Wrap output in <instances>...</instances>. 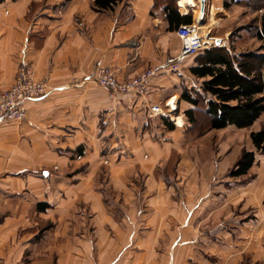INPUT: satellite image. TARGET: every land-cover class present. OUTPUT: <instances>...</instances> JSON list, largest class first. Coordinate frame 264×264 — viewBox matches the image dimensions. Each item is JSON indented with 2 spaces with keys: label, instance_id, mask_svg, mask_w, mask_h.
Instances as JSON below:
<instances>
[{
  "label": "crops",
  "instance_id": "0c3cea01",
  "mask_svg": "<svg viewBox=\"0 0 264 264\" xmlns=\"http://www.w3.org/2000/svg\"><path fill=\"white\" fill-rule=\"evenodd\" d=\"M178 1H174L177 13L190 14L194 20L199 14L198 0L185 6ZM90 2H0V88L12 83L20 63L29 64L32 75L47 84L44 95L24 102L23 120H0V213H5L0 221V264H235L240 252L250 249L254 258L264 262L259 249L261 219L255 218L257 222L247 235L240 227L233 245L226 233L218 236L221 255L213 263L203 259L201 251L207 248L212 254L219 245H213L209 235L192 231L189 220L193 210L197 212L203 201L210 200L211 193L221 196V206L228 203L231 192L241 208L261 209L264 153L254 155L255 176L230 191L216 183L232 163L230 153H226L230 143L227 138L217 140L218 158L212 162L209 159L199 172L183 148L213 132L242 130L227 125L185 134L188 123L182 113L193 106L180 98L183 89L201 91L205 78L194 76L189 68L198 63L196 58L204 49L218 46L231 55L242 52L240 30L232 28L228 33L224 27L233 20L229 8L236 2L205 0L199 19L207 20L209 38H219L220 42L192 58L183 57L176 69L166 61L179 53L180 39L175 30L186 21L167 18L160 5L153 6V0H126L104 12L93 11ZM261 45L263 42L258 47ZM96 65L109 67L117 79H126L147 67L156 69L144 95L109 96L106 89L92 82ZM169 98L175 99L171 114L178 116L172 129H167V119L148 109L152 105L164 109ZM259 117L251 129L258 128ZM249 141L247 136L245 145ZM171 150L179 154L172 178L179 193L177 199L172 198L174 187L153 175L154 167L164 162ZM102 164L107 165L114 193L120 195H114L111 203L105 201L95 179ZM135 169L145 176L142 189L137 191L127 184L128 172ZM118 177L121 184L116 181ZM201 191L205 195L201 196ZM37 202L48 206L37 212ZM167 206L177 208L172 213H179L178 208L185 213L183 216L180 212L179 228H185L179 232L160 231ZM71 208L75 210L69 214ZM205 208L214 212L211 205ZM86 209L93 216L92 228L97 232L92 239L80 227ZM38 216L51 222L52 229L36 241L34 219ZM223 220L228 223L229 217ZM150 227L154 231L150 232ZM106 235L111 248L101 249ZM42 239L46 243L38 250ZM27 252L28 260L24 261Z\"/></svg>",
  "mask_w": 264,
  "mask_h": 264
},
{
  "label": "trees",
  "instance_id": "16d2710c",
  "mask_svg": "<svg viewBox=\"0 0 264 264\" xmlns=\"http://www.w3.org/2000/svg\"><path fill=\"white\" fill-rule=\"evenodd\" d=\"M174 1L153 0V6L160 5L167 18L171 17L175 20L181 18L186 23L190 22V14L181 16L177 13ZM244 1L248 2V0ZM249 2L251 9L260 12L251 23L245 24L241 29L261 40L263 45L257 49H264V0H249ZM119 3L125 4L126 0H91L89 6L93 11L104 12L112 10ZM196 59L198 63L190 67L189 71L194 76L205 79L201 81L200 92L183 89L180 93V98L193 106L182 113L188 123L184 130L185 134H200L207 129H220L227 125H232L235 129L250 128L264 111V69L262 68L264 53L245 51L231 55L223 47L212 46L204 49ZM205 97L208 98L205 100ZM173 127L171 123L167 125V129ZM248 137L249 144L241 147L233 164L226 171L229 178L243 182L252 175L250 170L253 166L254 152L264 153V127L250 129ZM77 152L79 153L80 149L77 148ZM176 156V152L171 150L165 165L154 167V177L162 178L169 184V178L174 174ZM100 168L104 169V166L101 165ZM100 189L102 191V188ZM103 196L106 202L111 203L104 193ZM47 206L45 202H37L34 209L40 212ZM4 215L5 213H0V221ZM36 220L38 231L35 239L38 241L43 236L40 231L51 230L52 223L41 217H37Z\"/></svg>",
  "mask_w": 264,
  "mask_h": 264
},
{
  "label": "rangeland",
  "instance_id": "374dc122",
  "mask_svg": "<svg viewBox=\"0 0 264 264\" xmlns=\"http://www.w3.org/2000/svg\"><path fill=\"white\" fill-rule=\"evenodd\" d=\"M229 13L232 14L233 20L226 22L224 25V27L228 28V33L230 32V30L232 28L233 29L235 28V30H240L245 24L251 23V20L255 19L259 12L258 11L255 12L253 9H251L249 0H248V2L244 1V0H239L236 3H232V6L229 8ZM195 14H197V13H194V15ZM235 16H237L236 19H235ZM219 17H221V16H219ZM207 24H208L207 20L204 19L203 17H201L200 20H198V26H200L199 28L203 32L209 28V26H207ZM218 28L220 29L221 26H218ZM209 34H211V33H209ZM208 37H209V35H208ZM239 39H240V41H238V40L237 41L240 42V44H242V48H240L239 50H242V52H245V51H254L255 52L256 51L258 53H264L263 49H257L258 46L262 42L258 41L256 38L251 36L249 33L243 32L242 29L240 30ZM189 58H192V55L188 56L187 59H189ZM26 65L30 70L31 77L33 79H36V80H42L47 87L46 81L42 78L34 77L32 75L31 66L29 64H26ZM262 68L264 69V65L262 66ZM173 104H175V99H173ZM162 108H164V107H162ZM171 115L172 116H169L167 113L166 117H163V118L167 119L171 124H173V122L175 121L174 120L175 114H171ZM258 122H259L258 127L259 126L264 127V112L260 115ZM256 126H257V124L255 125V127ZM250 129H251V127L246 128V129H242L240 131H236L234 129L233 130L226 129L224 131L213 132V133H210L209 135H204L202 137L195 138L194 140L189 142L190 144L189 143L184 144L183 148L186 149L188 156L190 157L191 161L195 165V169L199 172L200 170H202L206 166L207 163H209L211 161V159L215 158V154L217 152V146H216L217 140L219 141L222 138H224V139L227 138L230 143H229V146H228L226 153H230V157L232 160L231 165H232L234 160L236 159L233 156H234L236 151H237L236 153L238 155L241 147L245 146V141L247 139L248 132ZM174 151L176 152V155H177L175 157L177 159V161L175 163V167H176V164L179 160V154L176 150H174ZM255 154H262V153L254 152V155ZM237 155H236V157H237ZM217 158H215V159H217ZM209 159H210V161L207 162ZM166 160H167V158H166ZM166 160L164 162H161L158 166H164ZM103 162L106 163V161H103ZM102 166H104V169L100 168L97 171V174L95 176L96 183H99V186H100V188H102V191L105 194V196L109 198V201L110 200L112 201L114 195L117 196L118 198L120 197V195H119V193H114L115 191H113L114 189L111 186V182L109 179V173L107 171V165L102 164ZM230 166L226 169V171L230 168ZM103 170H105V171H103ZM226 171H225V174L219 178V182H216V183L220 184V187L223 188L224 190L230 189V191L233 188L243 186L248 181H250L256 174V171L254 170V166H252V168L250 170V173L252 174L251 177L248 176L247 179L243 182V181H239L236 179H235L236 180L235 181L233 178H229L226 175ZM128 173H129V175L127 178V184L128 185H134L136 191L139 189H142V186H143L144 181H145V176L138 173L137 169H135V171H133V172H128ZM130 174H132V175H130ZM174 175H175V168H174V174L172 176H170V178H169L170 183L169 184L165 183V184L172 185L174 187L175 195H172V198L177 199L179 193L177 191V186L174 185V182L172 180ZM116 181H117V183L121 184V177H118L116 179ZM200 194H201V196L205 195L203 191H201ZM212 195L214 196V201H212ZM209 196H210V200L207 202L205 201V203L203 201L204 205L201 206L197 212L195 210H193L192 214L190 216V219H189L190 223H191L190 225H191L192 231H194L195 233H199V234L209 235L208 238L212 241L213 245H215V246L219 245L217 247L215 253H212V254H210L208 252L209 250L207 248H204V250L201 251V257L203 259L209 261V263H213V262L217 261V259H219L220 255H221V248H222V244H220L221 242L218 240V236H221L222 233H226V235L229 236V243L231 245H233V239H235V237H236L235 233L239 231L240 227H241V230H240L241 233L247 235L250 232H252L254 224L257 221H259L260 219L262 220V227L259 230V232L261 233V238H260L261 241H260L259 249L261 251V254L264 256V195H263V198L261 201V207H260L261 209H257V210H255L254 207L241 208L240 202L238 200H235V198H234L235 194H233L231 192L229 193L228 203L223 205V206H221L223 199L221 198V196L218 193H211V194H209ZM225 197H226V194L224 193V198ZM137 199H138V195H137ZM139 200H142V197L140 198V196H139ZM205 205H206V207H208V209H209L210 205L213 206L214 212H211V210H212L211 208L209 209L211 214L209 213V210L207 212L205 210L206 209ZM220 207H221V209H219ZM223 208H224V210H222ZM174 209H177V208L174 206L173 207L167 206L165 208V211H166V213L164 215L165 218H163V224H162V227L160 228V231H163V232H179V230L185 228V227L179 228V226H180L179 222H180V218H181L180 212H183V210L181 208H178L179 213L178 212L172 213V211ZM74 210H75V208H74ZM74 210L71 208V210H69V214H72V212H74ZM187 210H189V209H187ZM82 211H84V210H82ZM184 211H185V209H184ZM82 213H84L83 216L86 217L85 218L86 220L83 218H80V221L82 223V224H80V227L83 230H85L87 235H89V237L92 239L93 234L94 233L97 234V232L93 229L94 228L93 222H92L93 216H92L91 212H89L87 209ZM184 215H185V213L183 212V216ZM226 216L229 217L228 223H226V221L223 220L224 218H226ZM257 216H258V218H257ZM175 217H176V219H175ZM36 218L37 217H35L34 222L37 223ZM206 218H208V219H206ZM255 218L257 219V221L255 220ZM196 220H197V222H196ZM212 223H213V225H212ZM245 223H247V224H245ZM141 226L143 227V225H141ZM19 229L17 230V233L15 234L16 237L18 236V233L20 232ZM76 230H78V226H77ZM45 231H47V230L40 231L41 236H42V234L44 235ZM149 231L150 232L154 231V229L152 227H150ZM76 233L78 234V232H76ZM113 238L116 239L115 237H113ZM12 243H15V241H13V242L11 241V244ZM45 243L46 242L43 240L41 242V245H39L38 250H42V247H43V245H45ZM110 243L111 242H110L108 236L106 235L105 240L102 241V244L99 245V248L109 249V248H111ZM165 243L166 242H164V244ZM47 246L48 245H46L44 248H46ZM93 247H94V245H93ZM253 255L254 254H253L252 249H250V251L249 250L248 251H241L239 256H238L237 261L235 262V264H264L263 261H260L259 259L254 258ZM23 258L25 259L24 261L28 260V252L23 256Z\"/></svg>",
  "mask_w": 264,
  "mask_h": 264
},
{
  "label": "built area",
  "instance_id": "2783aa9c",
  "mask_svg": "<svg viewBox=\"0 0 264 264\" xmlns=\"http://www.w3.org/2000/svg\"><path fill=\"white\" fill-rule=\"evenodd\" d=\"M238 2L239 0H233ZM196 18L187 24L177 26L175 33L180 39V50L177 56L167 59L166 62H172L171 68L176 69L177 63L185 56L193 55L205 47L211 45L213 40L208 37L207 31H201ZM176 63V64H175ZM156 68L147 67L126 79H117L113 71L103 65H96L92 76V82L106 89L109 96L118 93H133L142 96L148 89V80ZM46 85L42 80H36L31 77L30 70L26 64L17 65L13 81L6 88H0V120L21 121L25 117L24 102L28 99L40 97L46 93ZM173 99L169 98L164 102L165 108L159 106H149V112L161 117L170 116V109ZM55 169V167H54Z\"/></svg>",
  "mask_w": 264,
  "mask_h": 264
},
{
  "label": "water",
  "instance_id": "95a60500",
  "mask_svg": "<svg viewBox=\"0 0 264 264\" xmlns=\"http://www.w3.org/2000/svg\"><path fill=\"white\" fill-rule=\"evenodd\" d=\"M205 0H198L199 5V14H202L204 9ZM213 40V44L217 45L220 42L219 38H211Z\"/></svg>",
  "mask_w": 264,
  "mask_h": 264
},
{
  "label": "bare ground",
  "instance_id": "6f19581e",
  "mask_svg": "<svg viewBox=\"0 0 264 264\" xmlns=\"http://www.w3.org/2000/svg\"><path fill=\"white\" fill-rule=\"evenodd\" d=\"M194 1V0H193ZM179 2V5L180 6H185V4H190L191 2H192V0H179L178 1ZM194 4V3H193ZM198 17H200V14H199V16ZM200 20V19H199ZM197 24H198V22H197ZM200 27V26H199ZM174 108H175V104H173V103H171V107H170V109L171 110H174ZM175 117H178V116H175ZM175 122L177 123V119L175 118Z\"/></svg>",
  "mask_w": 264,
  "mask_h": 264
}]
</instances>
